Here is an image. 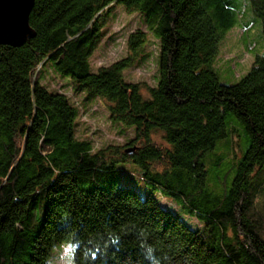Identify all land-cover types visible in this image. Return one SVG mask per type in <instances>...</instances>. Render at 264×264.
<instances>
[{
	"label": "trees",
	"instance_id": "trees-1",
	"mask_svg": "<svg viewBox=\"0 0 264 264\" xmlns=\"http://www.w3.org/2000/svg\"><path fill=\"white\" fill-rule=\"evenodd\" d=\"M114 5L139 14L158 41L148 98L123 80L131 60L90 70ZM28 23L33 39L0 46V264H45L65 245L71 264H149L144 244L160 264H264L255 225L264 197V52L236 84H222L214 70L230 30L258 24L264 43V0H35ZM47 66L77 93L103 100L146 146L92 154L75 138L77 110L41 85ZM157 131L167 149L148 143ZM160 163L166 169H152ZM126 164L137 168L135 181L121 177Z\"/></svg>",
	"mask_w": 264,
	"mask_h": 264
},
{
	"label": "rangeland",
	"instance_id": "rangeland-1",
	"mask_svg": "<svg viewBox=\"0 0 264 264\" xmlns=\"http://www.w3.org/2000/svg\"><path fill=\"white\" fill-rule=\"evenodd\" d=\"M102 32V39L89 59L91 72L96 73L100 68L121 60H131V66L122 72L123 80L125 83L137 85L143 97L148 98L149 90L155 88L157 83L159 46L158 41L147 32L143 18L139 14L128 13L122 7L114 5L103 14ZM132 36H144L143 45L140 44L138 48L130 45L129 40ZM261 39V28L258 24L247 30L238 26L225 35L219 44L214 61V70L222 84H236L245 76L253 63V55L256 52L259 54L264 52V43L262 44ZM252 42L254 44H251ZM40 83L49 92L63 94L77 110L75 138L78 142L89 143L92 154L106 150L114 152L115 149L119 154H124L126 151L129 153L130 149H141L146 146V143L137 141L132 128L112 120L108 105L103 100L77 93L71 81L58 76L50 66L45 68ZM149 138L148 143L153 147L161 150L168 148L161 132H152ZM231 149L232 154H238L234 141ZM122 169L124 172L120 171L121 177H128L133 181L137 179L136 167L126 164ZM152 169L163 171L166 168L160 163L152 166ZM139 187L143 188V185ZM160 199L165 207L176 210L171 201L161 197ZM256 211L258 219L255 225L259 227V234L264 240V197L258 201ZM65 248L70 247L68 245L56 247L52 258ZM70 253L71 251H67L68 256Z\"/></svg>",
	"mask_w": 264,
	"mask_h": 264
},
{
	"label": "water",
	"instance_id": "water-1",
	"mask_svg": "<svg viewBox=\"0 0 264 264\" xmlns=\"http://www.w3.org/2000/svg\"><path fill=\"white\" fill-rule=\"evenodd\" d=\"M35 0H0V46L19 48L35 37L29 15Z\"/></svg>",
	"mask_w": 264,
	"mask_h": 264
},
{
	"label": "clouds",
	"instance_id": "clouds-1",
	"mask_svg": "<svg viewBox=\"0 0 264 264\" xmlns=\"http://www.w3.org/2000/svg\"><path fill=\"white\" fill-rule=\"evenodd\" d=\"M142 248L144 256L149 261V264H160V260L155 256V249L153 246L144 244ZM65 249L55 258L46 260L45 264H71V258L67 255V251Z\"/></svg>",
	"mask_w": 264,
	"mask_h": 264
},
{
	"label": "snow or ice",
	"instance_id": "snow-or-ice-1",
	"mask_svg": "<svg viewBox=\"0 0 264 264\" xmlns=\"http://www.w3.org/2000/svg\"><path fill=\"white\" fill-rule=\"evenodd\" d=\"M73 247H74V246H73ZM65 250H66V251H69V252L71 251V249H70V248H66Z\"/></svg>",
	"mask_w": 264,
	"mask_h": 264
}]
</instances>
